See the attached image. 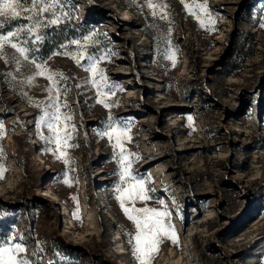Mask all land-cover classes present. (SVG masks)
I'll return each mask as SVG.
<instances>
[{"label": "rangeland", "instance_id": "rangeland-1", "mask_svg": "<svg viewBox=\"0 0 264 264\" xmlns=\"http://www.w3.org/2000/svg\"><path fill=\"white\" fill-rule=\"evenodd\" d=\"M63 2L67 22L88 23L98 41L83 67L71 44L44 62L63 74L71 162L53 155L40 124L47 76L29 84L34 69L0 59V233L16 236L31 264H139L116 199L119 149L102 135L111 116L129 127L125 155L149 190L135 207L166 208L177 234L152 264H264V0H163L166 20L146 0ZM200 3L214 24L201 27L186 7ZM101 55L110 108L86 70L87 56Z\"/></svg>", "mask_w": 264, "mask_h": 264}, {"label": "snow or ice", "instance_id": "snow-or-ice-1", "mask_svg": "<svg viewBox=\"0 0 264 264\" xmlns=\"http://www.w3.org/2000/svg\"><path fill=\"white\" fill-rule=\"evenodd\" d=\"M146 3L147 7L152 9L153 16L159 15L162 20L168 19L166 11L168 6L163 3V0H160L159 3L146 0ZM186 7H189L191 14L199 20L201 27L215 23L206 3L196 4L195 8L198 11H194L192 6L189 5H186ZM65 8L66 5L63 0H0V30L12 21L20 19L28 21L25 25L8 30L6 34L0 32V59L4 60L5 63H14L18 73L25 66L34 69L33 77L27 81L29 84L33 83L35 77H44L45 75L51 82L46 89L48 103L44 106L40 124L46 126L51 133L50 143L55 145L53 155L59 153L56 158L62 159L65 164H69L71 160L67 149L75 147V145L69 144L72 134L68 129L74 130V125L66 123L72 119L70 114L61 113V108H67L68 105L66 102L62 103L60 101V81L55 79V77L63 76V74L49 71L43 62L38 63L34 55L36 49L30 46L44 40V36L41 35L42 29L59 26L64 21L71 19L70 12L66 11ZM200 13H203V15ZM95 36V33L83 36V44L78 39L69 41V44L75 45L77 49L71 58L81 67H83L81 61L85 59L89 43H98ZM62 47L67 49L68 45ZM8 49L12 51L9 52ZM63 54L67 56L70 53L65 51ZM105 58L104 55L99 57L87 56L89 63L86 70L90 73V82L99 97L97 103L105 108H110L108 95L113 86L108 83L104 70L99 66ZM167 59L175 66L176 51L170 50ZM105 89L108 91H105ZM64 94L66 95V89ZM37 107H41V105L37 104ZM109 120L108 129L102 135L110 141L114 140L113 147L119 149L117 155L119 157L118 163L121 165L119 175L121 183L117 185L115 191L120 207L128 220L133 222L135 226V233L129 241L133 245L132 253L139 264H152L164 240H172L175 243L177 234L170 222V213L166 208L162 210L147 206L135 207L138 201L147 202L150 199L149 190L146 189V181L143 178H138L132 172L133 161L130 157L135 154L128 153L125 155L124 142L129 139V127L127 125L121 127L111 116ZM0 131H3L2 124H0ZM0 155H2V150H0ZM4 171V166L0 165V174ZM65 183H69V181L66 179ZM17 239L16 236L0 239V264H31L30 258L26 255L25 246L17 242Z\"/></svg>", "mask_w": 264, "mask_h": 264}, {"label": "trees", "instance_id": "trees-1", "mask_svg": "<svg viewBox=\"0 0 264 264\" xmlns=\"http://www.w3.org/2000/svg\"><path fill=\"white\" fill-rule=\"evenodd\" d=\"M90 17H98V13L92 7L89 12ZM23 23L20 20L12 21L9 24L5 25L7 30H13L17 26H21ZM88 23H84V25L77 22H67L64 21L59 26H53L46 29L41 30V35L44 36V40L37 42L35 45H30L36 51L34 55L37 59V62H46L50 57L56 54H62L65 50L63 45H70L69 41L74 39L82 38L90 32V29L87 27ZM98 49L95 51L97 52ZM0 120L2 117L0 116ZM7 234L0 233V239L7 238ZM63 246H59L61 249Z\"/></svg>", "mask_w": 264, "mask_h": 264}]
</instances>
